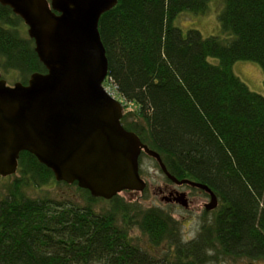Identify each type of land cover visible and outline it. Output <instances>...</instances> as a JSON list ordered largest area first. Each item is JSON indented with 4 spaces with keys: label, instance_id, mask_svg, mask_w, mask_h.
Listing matches in <instances>:
<instances>
[{
    "label": "trees",
    "instance_id": "1",
    "mask_svg": "<svg viewBox=\"0 0 264 264\" xmlns=\"http://www.w3.org/2000/svg\"><path fill=\"white\" fill-rule=\"evenodd\" d=\"M223 1L218 18L228 38L174 25L184 11L204 12L209 0H118L98 23L123 126L172 176L210 188L217 206L209 225L183 242L168 212L119 194L92 197L23 151L16 173L0 176L9 178L0 193V264H204L214 252L264 260V95L231 70L238 60L259 63L264 87V0ZM21 23L0 4V71L26 83L46 70ZM49 184L73 186L85 204L28 193ZM100 201L108 205L97 210ZM139 235L173 252L158 259Z\"/></svg>",
    "mask_w": 264,
    "mask_h": 264
},
{
    "label": "water",
    "instance_id": "2",
    "mask_svg": "<svg viewBox=\"0 0 264 264\" xmlns=\"http://www.w3.org/2000/svg\"><path fill=\"white\" fill-rule=\"evenodd\" d=\"M117 1L0 0L27 26L46 69L12 85L0 71V176L15 174L20 153L27 151L56 181L76 182L92 197L108 200L145 189L139 171L145 153L173 183L206 192L204 207L212 210L217 198L210 188L172 176L159 154L123 126L124 105L103 85L108 62L98 23ZM176 201L185 206L184 193Z\"/></svg>",
    "mask_w": 264,
    "mask_h": 264
},
{
    "label": "rangeland",
    "instance_id": "3",
    "mask_svg": "<svg viewBox=\"0 0 264 264\" xmlns=\"http://www.w3.org/2000/svg\"><path fill=\"white\" fill-rule=\"evenodd\" d=\"M223 7V0H209L204 12L192 13L190 11H184L174 19L173 23L180 28L183 34L187 32L188 29L193 28L197 29L204 37L218 35L222 38H228V36L221 31L218 18ZM21 27L24 30V35H27V26L21 23ZM209 61L214 64L218 63V60L214 57H210ZM231 70L251 91L264 95L263 70L259 63L248 60H238L231 66ZM3 78L7 81V84L11 85L18 81V76L15 72H10L4 75ZM104 86L110 93L112 92L115 97L119 98L114 86L110 83V79L104 81ZM129 108H135V106L130 104L128 105V109ZM139 164V168L142 171L140 174L147 183L146 188L142 192L122 191L119 195L128 202L139 204L142 209L157 207L167 211L177 223V236L180 237V240L183 242L197 238L202 232V228L208 226L213 218V209L207 211L204 207V204L209 202V196L198 188L190 187L186 184L177 186L171 181H168L160 167L156 166L152 158L144 153L140 155ZM8 182L9 178H0L1 194L3 191L5 192V187ZM165 184H169L171 187L188 193V199L191 201L189 206L183 207L181 204H172L162 199L161 194L158 193V188L163 187ZM28 193L34 198L48 195L59 199H72L81 205L85 204V201L80 197L76 188L65 184H49L48 186H43L38 189L30 188ZM107 205L108 203L100 201L97 202L94 207L99 210L101 207H106ZM138 240L142 246L150 250V253L158 259L164 254L173 252V249L164 241L156 246H152L147 237L143 235H139ZM208 255L210 257L207 256V261L204 264H264V260L262 259H253L246 256L228 257L224 259V257L218 256L215 252L213 254L208 253Z\"/></svg>",
    "mask_w": 264,
    "mask_h": 264
},
{
    "label": "flooded vegetation",
    "instance_id": "4",
    "mask_svg": "<svg viewBox=\"0 0 264 264\" xmlns=\"http://www.w3.org/2000/svg\"><path fill=\"white\" fill-rule=\"evenodd\" d=\"M167 178V177H166ZM168 179V178H167ZM168 181H171L170 179H168ZM172 182V181H171ZM173 183V182H172ZM175 184V183H174ZM177 185V184H175ZM183 185V184H182ZM180 186V185H177ZM126 192H132V191H126ZM158 193L161 194L162 199L168 201L169 203L171 202L172 204L176 203V204H180L178 201H176V199L178 198V194L180 193H184V198L186 200V205H182L183 207H188L189 204L191 203V201L188 199V193L184 192V191H180L177 188L171 187L169 184H165L163 187L158 188ZM168 203V204H169ZM160 210H163L162 208H159ZM167 212V211H166Z\"/></svg>",
    "mask_w": 264,
    "mask_h": 264
}]
</instances>
